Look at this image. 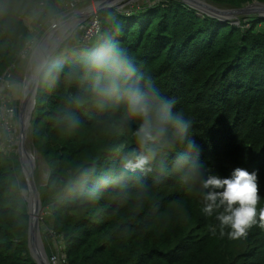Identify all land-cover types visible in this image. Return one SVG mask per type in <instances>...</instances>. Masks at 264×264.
Wrapping results in <instances>:
<instances>
[{
    "label": "trees",
    "instance_id": "16d2710c",
    "mask_svg": "<svg viewBox=\"0 0 264 264\" xmlns=\"http://www.w3.org/2000/svg\"><path fill=\"white\" fill-rule=\"evenodd\" d=\"M73 1L48 3L59 13L62 3ZM209 1L238 8L254 0ZM98 18L100 33L60 49L53 62L64 72L52 87L39 84L36 95L32 140L48 167L40 192L53 237L48 255L60 239L67 264H264V228L257 224L239 240L221 236L217 213L204 214L198 191L183 182L175 163L181 148L159 152L151 171L122 175L136 148L138 121L125 120L122 105L98 108L90 98L91 76L78 71L68 78L109 45L125 49L138 75L173 98L174 110L192 122L189 136L200 161L221 178L236 168L255 172L264 206V16L220 20L181 0H161L131 10L105 8ZM28 35L22 20L0 26V77ZM69 113L75 127L64 119ZM11 155L0 149V264H36Z\"/></svg>",
    "mask_w": 264,
    "mask_h": 264
},
{
    "label": "clouds",
    "instance_id": "9594fccd",
    "mask_svg": "<svg viewBox=\"0 0 264 264\" xmlns=\"http://www.w3.org/2000/svg\"><path fill=\"white\" fill-rule=\"evenodd\" d=\"M22 20L29 35L20 53L24 79H0V94L18 95L36 84L52 87L64 68L53 62L72 34V25L64 14H58L48 0H0V26L8 28ZM48 20L55 31L42 41L39 22ZM82 71L83 78L92 77L90 98L101 110L108 106H123L125 120L138 121L133 135L136 148L124 159L122 175L127 172L151 171V163L159 152L182 149L176 155V166L184 171L183 182L189 191L196 189L202 200V212L208 216L217 213L220 235L230 240L246 238L257 224L264 228V206L255 172L234 169L231 177L221 178L199 159L195 141L189 136L192 122L182 112L175 111V100L163 95L144 73L138 75V66L125 49L109 45L82 69L68 73L72 79ZM11 108H0V119H10ZM73 127L78 123L69 113L64 117ZM225 229H228L225 233Z\"/></svg>",
    "mask_w": 264,
    "mask_h": 264
},
{
    "label": "rangeland",
    "instance_id": "374dc122",
    "mask_svg": "<svg viewBox=\"0 0 264 264\" xmlns=\"http://www.w3.org/2000/svg\"><path fill=\"white\" fill-rule=\"evenodd\" d=\"M83 2H81V0H78L77 7L79 9L85 8L90 2L94 3L96 0H82ZM157 1H161V0H120L118 1L119 3L115 6V8L119 9V10H131L133 7H138V6H142L145 4H149L152 5L154 3H156ZM201 1H205L208 3H211V1L209 0H201ZM256 1V0H254ZM253 1V2H254ZM69 2H65L62 3L60 6V13L64 14L66 21L71 19L75 14H74V10L73 7L70 5ZM252 2H248L245 3L243 5H241L240 7H246L248 5H250ZM213 4V3H211ZM214 6H216L218 9L222 10V12L219 13V15L223 16V17H227V18H231V19H235L237 20V18L242 17L244 15H249L251 13L253 14H264L263 12H258V11H254V9H247V12L244 13H240L237 15H233V14H226L223 13V10L226 9H236V7H232L230 5H216L213 4ZM239 8V7H238ZM253 8V7H252ZM80 17V16H79ZM78 17V18H79ZM76 18V17H74ZM82 18V17H81ZM81 18H79L78 20H80ZM76 21V20H75ZM68 23L72 22L71 20L67 21ZM87 22V19L82 21L81 23L79 22L78 25L72 29V34L70 36V38L65 42V44L59 48L62 49V52H65L67 50H69L70 48H72L74 45H76L77 41L79 38H82L83 36V27H84V23ZM75 23V22H74ZM74 25V24H73ZM54 24H50L47 28L43 27V24L41 22H39V32L41 37H43L46 32H48L52 27H54ZM83 40V39H82ZM58 50V51H59ZM22 61L20 59V53L18 54V58L12 62L9 67L5 70V72H9V78L16 80V81H20L22 79H24V72H23V67H22ZM24 92L23 94H18V95H11L8 94L11 98V100L16 104V106L18 107V117H17V121H16V129L18 132V139L16 141L15 144V150L13 151V154L11 155L14 159V162L16 164V167L18 169L19 175H20V182H21V186H22V192L23 195L27 201V203L29 202V197L31 196V188L29 185V181L27 178V174H26V170L22 164V153H21V126H22V122H21V102L25 96ZM32 137L31 134L29 133V138L26 142V146L31 150V151H35L33 144H32ZM36 152V151H35ZM37 154V158L35 161V166L33 169V177H34V182L36 185V190L37 193L40 197L41 200V209H40V232H41V237H42V241L44 244V247L46 249L47 254H49V245L48 242L52 240V236H51V230H49L50 227V220H49V216L48 213L46 211V209L42 206V199H41V190H43L46 182H47V178H48V167L47 164L44 160V158L41 156V154L39 152H36ZM34 203H35V207L38 209V201H37V196H34ZM53 241V240H52ZM28 248L29 251L31 253L32 256H35L37 251H38V246L36 245L35 241L29 239L28 236ZM50 261V260H49Z\"/></svg>",
    "mask_w": 264,
    "mask_h": 264
},
{
    "label": "water",
    "instance_id": "95a60500",
    "mask_svg": "<svg viewBox=\"0 0 264 264\" xmlns=\"http://www.w3.org/2000/svg\"><path fill=\"white\" fill-rule=\"evenodd\" d=\"M118 1L120 0H99L98 5H97V11L99 12L100 10L105 9V8H114L119 3ZM181 1L189 5L190 7L195 8L199 15L207 14L209 16L216 17L220 20L231 19V18H227V17H223L219 15V13L222 12V10L218 9L216 6H214L211 3L201 1V0H181ZM249 8L250 9L255 8L254 11L263 12L264 2L256 0L246 7H239L236 9H226V10H223V13L237 15L240 13L247 12V9ZM80 10L81 9L79 8L76 9L74 11L75 15L69 20L74 19V17ZM89 14L90 12H88V15L82 17L80 20L77 19L76 21H74L75 23L73 25V29L78 25L79 22L81 23L82 21L86 20L89 17ZM259 15L264 16V14H259ZM51 30L52 28L42 37V41H46L49 38V35H51L50 34ZM38 86L39 84L31 86L29 92H27V95L24 96L21 102V112H20L21 122L25 125L26 130L31 133V137H32V122H33L34 114H35L36 95L38 92ZM31 142L33 144L35 151L38 152L34 146L33 140ZM22 164L24 168L26 169L23 159H22ZM26 174H27V178H28L29 185L31 188L30 197L33 198L36 195L37 201H38V209H37L35 217L32 216L30 197H29V202L27 203L28 214H29V225H28L29 239L35 241L36 245L38 246V251L36 255L33 256V258L36 264H51L49 261V255L47 254L46 249L44 247L42 237H41V232H40L41 227H40V221L38 218V214L41 209V200L36 190L33 172L32 171L26 172Z\"/></svg>",
    "mask_w": 264,
    "mask_h": 264
},
{
    "label": "built area",
    "instance_id": "2783aa9c",
    "mask_svg": "<svg viewBox=\"0 0 264 264\" xmlns=\"http://www.w3.org/2000/svg\"><path fill=\"white\" fill-rule=\"evenodd\" d=\"M78 0H75L70 3L73 9H78L77 3ZM99 0H96L94 3L90 2L85 8L88 7L90 12L89 17L87 18V22L83 25V36L82 39L90 40L92 37L98 35L100 33V20L98 18L97 5ZM74 10V11H75ZM9 72H4L0 79L9 78ZM0 108H11L12 116L10 119H0V149L4 152V154H13L15 150V144L18 139V132L16 129V121L18 117V107L11 100L8 93L0 94ZM49 260L51 264H67L68 256L65 251V246L62 240L58 239L56 241L55 252L49 256Z\"/></svg>",
    "mask_w": 264,
    "mask_h": 264
},
{
    "label": "bare ground",
    "instance_id": "6f19581e",
    "mask_svg": "<svg viewBox=\"0 0 264 264\" xmlns=\"http://www.w3.org/2000/svg\"><path fill=\"white\" fill-rule=\"evenodd\" d=\"M88 7L87 8H83L81 9L77 14H76V18L72 19L69 24L72 25V29H73V24H74V21L81 18V17H84V16H87L88 15ZM262 12V11H260ZM80 16V17H79ZM79 17V18H78ZM67 22V21H66ZM55 31V26L52 27V30L50 32V34L52 32ZM47 33V32H46ZM50 36V35H49ZM31 87H29L25 93V95H27V92H29ZM29 131L26 130L25 128V125L22 123V126H21V152H22V159L25 163V167H26V172H30L32 171L33 172V169H34V166H35V161H36V158H37V154L35 151H31L27 146H26V142L29 138ZM31 134V133H30ZM31 169V170H30ZM30 202H31V210H32V216L35 217L36 215V212H37V208L35 207V203H34V197H30ZM40 212L39 211V214H38V218H39V221H40ZM38 258V256H37Z\"/></svg>",
    "mask_w": 264,
    "mask_h": 264
}]
</instances>
